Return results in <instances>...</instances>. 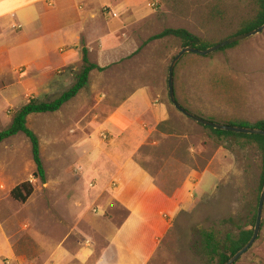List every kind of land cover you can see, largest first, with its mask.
Returning a JSON list of instances; mask_svg holds the SVG:
<instances>
[{
	"label": "rangeland",
	"instance_id": "obj_1",
	"mask_svg": "<svg viewBox=\"0 0 264 264\" xmlns=\"http://www.w3.org/2000/svg\"><path fill=\"white\" fill-rule=\"evenodd\" d=\"M79 1L70 15L75 21L86 7ZM118 3L125 7L116 16L112 7ZM93 5L100 7V15L111 13L116 19L89 21L82 15L68 34L77 36L87 25L97 36L116 26L107 47L119 51L99 59L107 68L93 69L87 85L59 110L27 117L39 139L45 179L33 175L31 144L22 132L0 143V264H217L206 253L203 234L213 231L222 239L240 229L252 230L263 156L255 142L218 137L173 106L168 67L182 44L174 36L150 38L166 28H184L215 44L252 18L256 3L94 0ZM42 7L50 8L47 0ZM84 36L79 45L59 51L70 55L69 66L50 63V74L43 72L49 89H33L36 74L28 73L32 67L16 70L24 92L0 102V130L30 98L52 100L74 83L82 66ZM37 42L32 38L14 61L27 64L44 54ZM95 54L88 55L90 61L98 59ZM173 86L177 101L204 119H264V29L232 48L208 55L185 53L174 67ZM117 108L133 119L130 132L97 128ZM100 148L104 162L112 166L104 174L98 172L102 162L91 168L88 161ZM25 180L33 185L31 195L26 201L14 199L12 188ZM158 195L160 202H148L149 196ZM148 203L153 205L146 211ZM151 221L157 223L155 230ZM118 225L119 257L99 260L104 235ZM233 264H264V203L256 240Z\"/></svg>",
	"mask_w": 264,
	"mask_h": 264
},
{
	"label": "crops",
	"instance_id": "obj_2",
	"mask_svg": "<svg viewBox=\"0 0 264 264\" xmlns=\"http://www.w3.org/2000/svg\"><path fill=\"white\" fill-rule=\"evenodd\" d=\"M43 1L44 0H0V102H6L9 99L12 100L20 97L24 92V80H21L16 72L21 66L32 67L28 73L31 72L36 74V77L31 81L34 90L42 91L43 89H49L50 86H47V82L50 80L44 73L50 74L48 72V68H50L51 65L50 63L59 62L57 67H65L71 64L70 55L67 52L59 53V51L61 48H69L70 45H79L81 35L85 34L86 36H84L86 44L81 46V51H83L84 48L87 49L88 55L95 51V55H97L96 58L98 59H96L94 63H97L99 66H106L102 62V59L112 58L119 51V49H116L113 45L112 47H107L110 42L114 41V29L116 26L105 32H99L97 36L93 35V31H91L92 28H89L90 32L86 30L87 25L82 28L83 30L80 31L82 33H79L77 36H75V34L74 36L68 34L70 33L68 32V27L71 23H80V16L82 15L88 16L89 21H97L99 19L100 22V18L104 19V17L107 18H105L107 22L108 20L112 21L116 19L110 16L112 15L111 13L105 14L103 11L102 13L104 14L100 15V11H98L100 7L98 8V6L96 7V5H93L94 0H92V2H90L91 0H80L83 4H86V7L82 15L78 14L79 17L76 21L75 18L71 19L70 15L72 10L76 9L75 2L78 0H47L48 6L50 7L48 9L42 7ZM122 7H125L123 3H118L112 7L113 11L116 10V16L119 15L117 12L120 13V11L123 10ZM79 9H83V6H79ZM31 24H35V27H29ZM24 27L26 28L23 30ZM27 27L28 31L25 32ZM85 30L87 32H84ZM32 38L38 40L39 51L43 49L45 53H41L35 60H31L27 64H25L24 61H20V63L19 61H14V57L17 58L19 55L21 57L23 56L22 54L25 53V45L28 44ZM56 38L59 40L58 44L51 41ZM105 50H108L107 53ZM38 61L43 62V65L40 63L37 64L36 62ZM15 81L20 82L21 85H15ZM133 122V119H128V117L117 108L114 113H110L108 117L104 119L103 123L96 125L98 126L97 128H100V126H107L112 128L116 133L125 132L128 134L132 128ZM144 136L145 135H143L142 138H144ZM101 150V148L97 149V151H95L96 155L94 154L95 156L89 158L88 161L90 167L91 164L96 165L102 162L103 170H99L98 172L99 174H104L108 173V168L110 169L112 166L109 161L104 162L105 158L103 157L105 156H101V154H103ZM151 200L160 202L161 195L153 198L149 196L148 202ZM124 203L126 207L128 206L131 208L130 203ZM152 205L151 203L144 204V210H149ZM150 223V226L155 230L157 223L152 221ZM112 226L114 227L113 224ZM143 226L148 227L147 225ZM104 237L105 243L102 247V256L99 260H103V256H108L110 259L119 257L118 245L122 240L119 225L116 226L109 235L105 234Z\"/></svg>",
	"mask_w": 264,
	"mask_h": 264
},
{
	"label": "trees",
	"instance_id": "obj_3",
	"mask_svg": "<svg viewBox=\"0 0 264 264\" xmlns=\"http://www.w3.org/2000/svg\"><path fill=\"white\" fill-rule=\"evenodd\" d=\"M254 1L257 8L253 17L244 21L241 25V28L237 30L238 32L236 31L232 36L252 30L264 23V0ZM164 36H174L175 38L180 40L182 46L189 45L200 49H205L211 45H214L201 40L197 35L189 32L184 28H166L163 31L153 35L150 39L162 38ZM238 43L239 41L230 43L218 50L220 51L227 48H232ZM106 68L107 66H99L97 63L90 61L87 54V49L84 48L82 51V66L76 73L74 83L67 90L62 92L56 98L48 101L30 98L25 104L20 106L14 112L9 125L0 130V143L19 132H22L29 139L31 144L32 159L35 165V171L33 174L34 177L39 178L43 181L45 179V171L40 157L39 139L36 133L30 127H28L27 117L30 114L55 112L59 110L63 104L68 102L83 87L87 85L89 74L93 69L102 71ZM224 123L264 129V119L257 120L254 123H249L248 121H227ZM206 127L209 128L218 137H240L257 144L263 156V171L261 176L262 187L264 183V136L261 134L236 133L232 131L214 129L209 126ZM32 191L33 185L29 180H25L14 186L10 193L11 196L16 200L26 201V199L31 195ZM256 213L257 210L252 216L253 224L255 223ZM251 235L252 230L240 229L237 234L227 233L222 239H219L213 231L205 232L203 234V238L206 253L210 256V258L216 257L217 264H224L229 259L230 255H233L235 252H237L250 239Z\"/></svg>",
	"mask_w": 264,
	"mask_h": 264
},
{
	"label": "water",
	"instance_id": "obj_4",
	"mask_svg": "<svg viewBox=\"0 0 264 264\" xmlns=\"http://www.w3.org/2000/svg\"><path fill=\"white\" fill-rule=\"evenodd\" d=\"M264 29V23L260 26L249 30L247 32H243L234 36H230L226 39H224L221 42H218L214 45H211L205 49H200L194 46H182L180 50L173 56V58L170 61L169 67H168V79H167V85H168V96L170 102L173 104V106L181 112L183 115L189 117L190 119L205 125L209 126L214 129H221L226 131H232L236 133H244V134H261L264 136V129L256 128V127H247V126H238V125H230L225 123H219V122H213L207 119H204L195 113L187 110L184 108L176 99L175 93H174V86H173V73H174V67L178 60L185 54V53H193V54H199V55H208L230 43L240 41L242 39H245L247 37L253 36L255 34L260 33ZM263 203H264V183L259 195L258 200V206H257V213H256V219L255 223L252 228V235L250 239L233 255H230L229 259L224 264H233L239 257H241L254 243V241L257 238V235L260 230V224L262 220V210H263ZM229 254V253H228Z\"/></svg>",
	"mask_w": 264,
	"mask_h": 264
}]
</instances>
